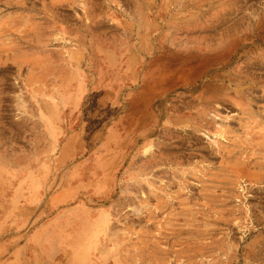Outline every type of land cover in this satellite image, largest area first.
<instances>
[{"label":"rangeland","instance_id":"374dc122","mask_svg":"<svg viewBox=\"0 0 264 264\" xmlns=\"http://www.w3.org/2000/svg\"><path fill=\"white\" fill-rule=\"evenodd\" d=\"M0 264H264V0H0Z\"/></svg>","mask_w":264,"mask_h":264},{"label":"bare ground","instance_id":"6f19581e","mask_svg":"<svg viewBox=\"0 0 264 264\" xmlns=\"http://www.w3.org/2000/svg\"><path fill=\"white\" fill-rule=\"evenodd\" d=\"M53 2V1H52ZM35 43V42H34ZM207 126V125H206Z\"/></svg>","mask_w":264,"mask_h":264}]
</instances>
